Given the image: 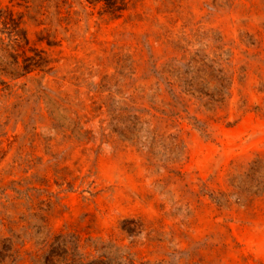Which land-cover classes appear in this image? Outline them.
Returning <instances> with one entry per match:
<instances>
[{
  "label": "rangeland",
  "instance_id": "rangeland-1",
  "mask_svg": "<svg viewBox=\"0 0 264 264\" xmlns=\"http://www.w3.org/2000/svg\"><path fill=\"white\" fill-rule=\"evenodd\" d=\"M2 12L54 68L0 76V188H34L31 202L0 199V246L44 217L90 259L96 242L137 263L264 264V0H130L117 18L86 0H0ZM25 248L16 264L42 254Z\"/></svg>",
  "mask_w": 264,
  "mask_h": 264
},
{
  "label": "trees",
  "instance_id": "trees-1",
  "mask_svg": "<svg viewBox=\"0 0 264 264\" xmlns=\"http://www.w3.org/2000/svg\"><path fill=\"white\" fill-rule=\"evenodd\" d=\"M92 5L103 4L104 13L113 18L121 16L127 9L130 0H86ZM4 20L0 21V76L7 77L11 81L26 78L37 72L42 77L48 76L53 72L52 60L46 51L31 45L26 31L21 27V22L17 21L12 13H3ZM0 85L4 91H11V87L3 78H0ZM42 86L39 84V89ZM211 98L218 102L223 100V90H215ZM49 105V101L46 102ZM50 115L55 118L54 111ZM60 128H64L62 124ZM75 131V130H74ZM73 131V132H74ZM75 135V132H74ZM264 180V178H263ZM262 181V180H261ZM260 193H264V184L261 183ZM24 185L18 181H11L9 186L0 188V199L10 202L12 198L7 194L8 191L19 194V199L26 197L28 202L33 198L29 196L30 187L25 191L21 189ZM5 209L8 206L2 205ZM37 216V215H36ZM33 222L16 233L11 228L8 229L9 237L1 239L0 264L11 262L16 264L20 260L21 250H26V245L32 242L36 247L37 254L40 256L31 257L32 264H152L151 262L137 263L134 255L129 251L116 249L109 250L113 246L103 243H93V249L98 253L97 258L90 259L83 251L80 238L74 233H60L50 237L46 228V218H34ZM0 234L6 223L0 219ZM31 231V232H30ZM103 244V245H102ZM40 252V253H39Z\"/></svg>",
  "mask_w": 264,
  "mask_h": 264
}]
</instances>
